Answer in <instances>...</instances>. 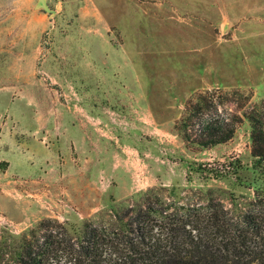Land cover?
<instances>
[{
	"label": "rangeland",
	"instance_id": "1",
	"mask_svg": "<svg viewBox=\"0 0 264 264\" xmlns=\"http://www.w3.org/2000/svg\"><path fill=\"white\" fill-rule=\"evenodd\" d=\"M37 2L0 0L1 226L103 221L152 189L253 195L231 164L253 167L264 0ZM211 122L233 137L194 145Z\"/></svg>",
	"mask_w": 264,
	"mask_h": 264
},
{
	"label": "trees",
	"instance_id": "2",
	"mask_svg": "<svg viewBox=\"0 0 264 264\" xmlns=\"http://www.w3.org/2000/svg\"><path fill=\"white\" fill-rule=\"evenodd\" d=\"M245 118L253 167L242 178L240 162L231 165L253 187L251 197L221 191L224 198L216 199L206 192L182 203L175 188L162 189L168 196L152 189L103 221L71 227L46 219L21 234L0 225V264H264V103ZM233 135L234 129L211 122L193 144L211 148Z\"/></svg>",
	"mask_w": 264,
	"mask_h": 264
},
{
	"label": "water",
	"instance_id": "3",
	"mask_svg": "<svg viewBox=\"0 0 264 264\" xmlns=\"http://www.w3.org/2000/svg\"><path fill=\"white\" fill-rule=\"evenodd\" d=\"M48 1L49 0H38V2L36 4V8H38L39 10H42V11L46 12L47 14H49L50 16H52L56 12L51 9Z\"/></svg>",
	"mask_w": 264,
	"mask_h": 264
}]
</instances>
